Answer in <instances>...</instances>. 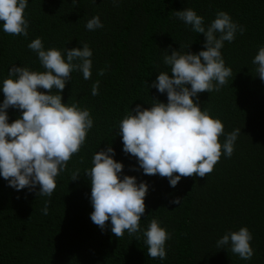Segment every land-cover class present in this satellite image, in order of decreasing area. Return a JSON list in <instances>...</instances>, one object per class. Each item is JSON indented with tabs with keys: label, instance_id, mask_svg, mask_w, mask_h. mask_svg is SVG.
<instances>
[{
	"label": "trees",
	"instance_id": "obj_1",
	"mask_svg": "<svg viewBox=\"0 0 264 264\" xmlns=\"http://www.w3.org/2000/svg\"><path fill=\"white\" fill-rule=\"evenodd\" d=\"M193 8L210 24L217 12H228L245 28L221 50L232 76L219 91L199 94L198 102L219 118L225 133L241 129L231 157L222 154L204 177H182L171 187L166 177L145 175L136 157L123 151L119 122L137 104L150 107L152 97L167 102V94L150 84L167 49L198 53L205 36L175 16ZM99 15L104 25L89 31L86 23ZM29 35H9L0 29V81L14 65L44 71L28 44L42 38L45 48L82 47L93 51L92 76L71 73L63 90L65 103L87 108L94 120L86 142L56 177L51 197L37 196L38 188L17 191L0 178V264H264V80L252 63L264 46V0H29L25 9ZM104 70V75L98 73ZM99 80V95L91 94ZM44 91L43 89H41ZM55 92V90H53ZM4 96L0 92V102ZM12 122L20 111L10 108ZM224 137H221L223 141ZM109 144L124 174L146 181L149 191L141 231L118 238L91 221V184L87 171L96 151ZM80 176L71 180L73 173ZM179 203H171L175 198ZM47 204L48 214L42 209ZM157 219L170 233L166 259L147 255L143 230ZM247 226L253 235L254 255L243 260L216 241L225 232Z\"/></svg>",
	"mask_w": 264,
	"mask_h": 264
},
{
	"label": "clouds",
	"instance_id": "obj_2",
	"mask_svg": "<svg viewBox=\"0 0 264 264\" xmlns=\"http://www.w3.org/2000/svg\"><path fill=\"white\" fill-rule=\"evenodd\" d=\"M96 3V0H92ZM29 0H0V29L9 35H29V21L25 16ZM78 3V0H73ZM118 4L119 0H112ZM175 16L191 30L204 34V48L198 53L167 49L163 56L168 71H159L150 84L159 93L167 94V102L153 98L150 107L137 104L119 122L118 135L123 151L136 157L145 175H159L176 187L182 177H204L213 171L222 154L231 157L241 132L237 128L225 133L223 122L198 102L199 94L212 93L228 83L232 68L226 66L222 49L225 42H233L237 32L245 28L234 21L226 11H219L210 24L193 8L176 10ZM86 29L104 27L99 15L88 20ZM37 54L44 71L14 65L7 78L0 81V178L17 191L26 187L36 190L37 196L51 197L56 189V177L67 167L68 161L86 142L94 120L87 108L65 103L63 90L71 81V73L80 72L85 80L92 76L93 51L87 43L82 47L61 50L45 48L42 38L28 44ZM252 63L255 72L264 80V46ZM99 75H104L101 70ZM100 81L92 84L91 94L99 95ZM43 89L44 91H42ZM55 90V92L53 91ZM10 108L20 111L10 122ZM224 137L221 141V137ZM92 167L87 171L91 184V221L102 230L111 223V233L122 237L141 231L140 220L150 185L138 182L134 175L124 174V163L115 158V149L109 144L96 151ZM80 176L73 173L72 179ZM175 198L171 203H179ZM48 214L47 204L42 209ZM147 255L166 259V242L170 233L157 219H152L143 230ZM253 235L247 226L228 231L216 241L218 249H227L243 260L254 255Z\"/></svg>",
	"mask_w": 264,
	"mask_h": 264
}]
</instances>
